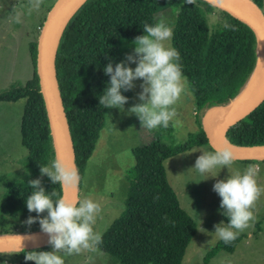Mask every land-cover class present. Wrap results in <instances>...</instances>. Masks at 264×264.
I'll list each match as a JSON object with an SVG mask.
<instances>
[{
  "label": "trees",
  "instance_id": "trees-1",
  "mask_svg": "<svg viewBox=\"0 0 264 264\" xmlns=\"http://www.w3.org/2000/svg\"><path fill=\"white\" fill-rule=\"evenodd\" d=\"M249 1L262 11L264 0ZM166 8L176 10L170 45L180 53L182 72L194 96L196 130L181 144L165 146L152 141L131 149L133 165L124 176L123 210L102 234L98 248L118 264H181L196 227L179 208L167 183L163 162L191 148L208 146L202 121L210 112L231 106L244 91L256 65L254 35L244 24L203 0H86L64 26L55 55V76L69 130L73 166L80 179L103 126L106 109L99 104V98L110 80L103 69L109 61L113 67L121 62L123 50L133 49L135 37L145 34L144 24L154 26L153 15ZM40 28L41 25L27 48L31 78L21 87L0 93V102L24 101L19 133L20 144L26 150L25 177L16 181L0 175L4 190L2 212L12 217L26 208V199L33 191L28 185L30 180L40 178L46 193L54 190L58 198L62 196L60 185L40 174V167H50L55 160L36 75ZM122 95L130 99V91ZM225 140L242 148L264 145V99L228 129ZM222 211L219 208L220 218L227 224ZM25 230H40V226L24 225L21 231ZM241 238L240 235L228 245L219 241L206 256L231 253ZM37 250L14 252L17 264H33L26 262L24 256Z\"/></svg>",
  "mask_w": 264,
  "mask_h": 264
},
{
  "label": "rangeland",
  "instance_id": "rangeland-1",
  "mask_svg": "<svg viewBox=\"0 0 264 264\" xmlns=\"http://www.w3.org/2000/svg\"><path fill=\"white\" fill-rule=\"evenodd\" d=\"M60 0H44L39 11L29 13V0H0V93L23 86L32 76L28 58V43L34 32L44 24L54 5ZM264 16V3L262 7ZM17 13H21L20 22H16ZM176 10L166 8L153 15L156 24L163 19L172 27ZM40 28V30H41ZM171 46V45H170ZM134 48L122 52V60ZM129 67L135 68V64ZM136 88L130 91L129 103L125 111L106 109L103 126L87 159L77 187V200L85 198L98 203L101 212L97 216L94 230L100 233L120 216L123 210L126 184L125 172L133 165L131 149L152 141L162 145H177L185 141L189 133H194L196 124L193 115L192 97L183 96L175 105L177 117L167 128L148 130L140 125L135 115H128L127 109L139 103L137 93L142 81L134 82ZM24 101L0 102V175L16 181L25 177L26 150L20 144V119ZM222 111L206 115L202 121L203 129L213 124V119ZM204 151H213L209 146L195 147L186 152L168 158L163 162L167 183L177 199L179 208L195 224L196 231L186 245L181 264H264V194L256 202L254 214L257 217L252 228L241 234L240 241L231 253L217 252L207 257L216 244L221 241L215 234L214 225L222 222L219 214L220 197L212 190L218 179H225L238 169L244 172L250 165L256 167V179L264 187V162L243 163L236 160L231 169H222L215 178L201 175L194 168L196 159ZM208 178V179H207ZM206 179V180H204ZM4 190L0 186V235L5 230L14 234L31 233L39 230H23L24 221L35 217L36 213L25 210L12 217L2 212ZM55 201L58 198L52 197ZM21 210V209H19ZM202 223L200 224L198 217ZM47 213L41 214L46 216ZM21 231V232H19ZM39 251H52L51 246L40 247ZM65 264H118L99 250L84 251L80 254L61 253ZM0 264H17L14 252H0Z\"/></svg>",
  "mask_w": 264,
  "mask_h": 264
},
{
  "label": "clouds",
  "instance_id": "clouds-1",
  "mask_svg": "<svg viewBox=\"0 0 264 264\" xmlns=\"http://www.w3.org/2000/svg\"><path fill=\"white\" fill-rule=\"evenodd\" d=\"M188 2L192 3L193 0ZM43 3L44 0H29V13L39 11ZM21 15L17 13L16 22H20ZM143 31L144 35L135 37L134 50L124 60L116 63L115 67L109 61L103 69L110 80L99 98V104L105 109L124 112L129 98L122 95V92L132 91L136 88L134 82L140 80V92L137 93L139 103L129 107L127 114L135 115L140 125L148 130L167 128L177 117L175 105L185 95L193 99L194 96L182 72L180 53L170 46L172 27L161 19L154 26L144 24ZM130 64H135L136 67L133 69L129 67ZM235 162L233 151L229 147H223L202 152L193 169L208 178H215L222 169H231ZM217 169L220 171L217 172ZM40 174L41 177L46 175L62 189L76 190L78 187L77 171L60 160H54L50 167H40ZM256 175V167L250 165L243 173L236 169L225 179L216 180L213 185L212 190L220 197L222 215L228 220L227 224L221 222L214 225L215 234L226 245L252 228L256 222L254 209L256 202L264 194V187L258 185ZM28 185L33 191L26 199V207L29 213L35 212L36 216H29L24 225L30 228L32 224L38 223L40 231L49 237L48 244L52 251L28 252L24 256L26 262L65 264L61 253L74 255L98 250L102 244V233L94 230L97 216L101 212L98 203L88 198L69 202L61 197L54 201L52 197H56L57 192L53 190L50 194L46 193L40 178L30 180ZM43 213L47 215L41 216ZM198 219L201 224L202 221L199 217ZM16 237L22 239L19 235Z\"/></svg>",
  "mask_w": 264,
  "mask_h": 264
},
{
  "label": "water",
  "instance_id": "water-1",
  "mask_svg": "<svg viewBox=\"0 0 264 264\" xmlns=\"http://www.w3.org/2000/svg\"><path fill=\"white\" fill-rule=\"evenodd\" d=\"M85 1L60 0L57 2L40 30L36 50V75L46 111L54 158L62 161L69 168H74V156L55 76V55L64 26ZM203 1L226 12L252 31L256 44L255 68L259 66L260 69L258 82L248 99L235 110H232L231 106L219 110L222 114L213 119L210 131L206 132L203 129L208 146L212 150L229 147L239 161L264 160V145L242 148L232 146L225 140L228 129L239 123L264 99V16L249 0ZM61 197L69 202L77 201V189H62ZM16 235L22 239H18ZM48 239L47 234L40 230L22 234H3L0 235V252H19L44 247L49 245Z\"/></svg>",
  "mask_w": 264,
  "mask_h": 264
},
{
  "label": "bare ground",
  "instance_id": "bare-ground-1",
  "mask_svg": "<svg viewBox=\"0 0 264 264\" xmlns=\"http://www.w3.org/2000/svg\"><path fill=\"white\" fill-rule=\"evenodd\" d=\"M259 75H260V69L259 66H257L253 74L251 75L250 77L251 79H249L248 84H246L247 86L245 87L244 91L238 97H236V99L232 103L231 105L232 110H235L238 107H240L248 99V97L250 96V94L252 93L258 82ZM211 127L212 125H210V127L208 128L207 130L208 132L210 131Z\"/></svg>",
  "mask_w": 264,
  "mask_h": 264
},
{
  "label": "snow or ice",
  "instance_id": "snow-or-ice-1",
  "mask_svg": "<svg viewBox=\"0 0 264 264\" xmlns=\"http://www.w3.org/2000/svg\"><path fill=\"white\" fill-rule=\"evenodd\" d=\"M12 243H14V244H15V243H17V242H12Z\"/></svg>",
  "mask_w": 264,
  "mask_h": 264
},
{
  "label": "crops",
  "instance_id": "crops-1",
  "mask_svg": "<svg viewBox=\"0 0 264 264\" xmlns=\"http://www.w3.org/2000/svg\"><path fill=\"white\" fill-rule=\"evenodd\" d=\"M56 4H57V3H56ZM56 4H55V5H56ZM55 5H54V6H55Z\"/></svg>",
  "mask_w": 264,
  "mask_h": 264
}]
</instances>
